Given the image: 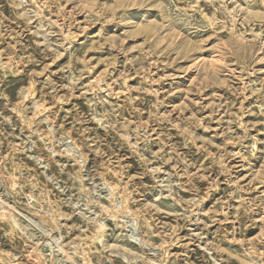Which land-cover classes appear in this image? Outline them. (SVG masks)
Listing matches in <instances>:
<instances>
[{
    "label": "rangeland",
    "instance_id": "obj_1",
    "mask_svg": "<svg viewBox=\"0 0 264 264\" xmlns=\"http://www.w3.org/2000/svg\"><path fill=\"white\" fill-rule=\"evenodd\" d=\"M0 264H264V0H0Z\"/></svg>",
    "mask_w": 264,
    "mask_h": 264
},
{
    "label": "bare ground",
    "instance_id": "obj_2",
    "mask_svg": "<svg viewBox=\"0 0 264 264\" xmlns=\"http://www.w3.org/2000/svg\"><path fill=\"white\" fill-rule=\"evenodd\" d=\"M218 57V56H217Z\"/></svg>",
    "mask_w": 264,
    "mask_h": 264
}]
</instances>
